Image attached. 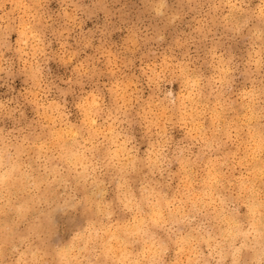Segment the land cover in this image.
<instances>
[{
	"label": "clouds",
	"instance_id": "1",
	"mask_svg": "<svg viewBox=\"0 0 264 264\" xmlns=\"http://www.w3.org/2000/svg\"><path fill=\"white\" fill-rule=\"evenodd\" d=\"M0 264H264V0H0Z\"/></svg>",
	"mask_w": 264,
	"mask_h": 264
}]
</instances>
